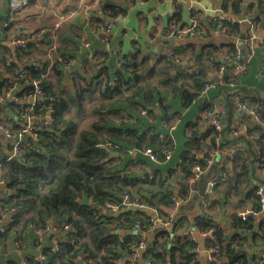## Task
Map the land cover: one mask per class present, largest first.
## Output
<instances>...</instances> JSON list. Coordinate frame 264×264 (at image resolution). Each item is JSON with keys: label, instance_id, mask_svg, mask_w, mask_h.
I'll use <instances>...</instances> for the list:
<instances>
[{"label": "trees", "instance_id": "trees-1", "mask_svg": "<svg viewBox=\"0 0 264 264\" xmlns=\"http://www.w3.org/2000/svg\"><path fill=\"white\" fill-rule=\"evenodd\" d=\"M222 5L224 11L234 16L245 15L246 20L241 22L217 18L210 23V28H206L208 32L219 29L221 33L229 35L230 40L241 33L242 23L248 27L246 37L251 32V25H254L255 30L261 27L264 0H223ZM122 12L125 11L114 10L110 16L115 17ZM103 22L104 20L98 25V30H101ZM51 35L53 37L50 36L48 47L53 48L56 45V33ZM30 46V42L14 46V53L10 52L12 57L5 56L11 71L7 78L0 81V97L15 92L20 86L21 90L15 92V95L23 98L34 92V81H37L44 96L34 106L33 113L46 116L50 112L51 124L36 129L37 139H31L29 144L22 145L21 156L9 159L8 155H0V176L13 191L7 200H1L3 214L6 213L9 218L8 226L0 231L1 244H5L14 231H25L31 225L36 227L41 240L49 232L44 235L39 231L54 221L59 231H64V225H70L68 234L57 246L43 249L42 254L46 257L44 261H38L34 256L28 259L29 264H78L79 261L86 264H120V258L127 259L125 264H131L130 256L141 241L147 244L143 258L150 260L152 264H205L198 256L197 249L200 245L190 230L192 223L185 224L183 216L176 218L169 228H157L151 240L147 236L154 223V209L161 215L168 214L177 206V198H184L180 193L188 191L179 188L177 196L174 182L188 183L196 176V166L204 170L210 167L207 160L212 157L205 159L199 156L210 146L212 155L226 151L232 165L230 172L221 170L216 173L220 174V178L214 187L215 192L225 195L241 192L242 200L251 205L246 219L241 215L243 211L233 215L234 231L252 229L258 220L252 242L255 246L258 242L264 246V209L262 195L258 193L262 185L252 187L257 170H264V104L259 100L251 103L244 100L245 93L236 75L225 73L221 80L216 81L215 88L222 85L237 88L235 97L242 95V102L258 113L260 120L253 116L256 121L248 126L244 134L238 133L232 125L223 126L218 131L212 124L202 133L196 124L193 134L187 137L180 162L173 173L174 180L160 166L173 159L177 150L176 140L161 138L160 132L167 133V129L152 121L145 123L141 129L131 127L129 122L142 111L147 117L154 115L151 107L157 101L154 97L156 94L153 96L148 91L151 87L148 78L154 71L138 74V62L133 58L125 63L119 59L122 64L117 70L105 72L103 67L100 68L102 61L98 57L96 62H101L99 70L96 76L88 79L83 71L73 69L75 60L61 52L58 45L55 56L52 55L54 58L51 57L54 61L49 58L47 61L38 60L39 65L35 64L37 61L33 58L25 61L23 55L28 54ZM232 47L230 52L236 61L239 47L233 43ZM173 48L181 57L178 47ZM244 51H248L246 47ZM13 55L19 62L25 61L28 64L18 67L12 59ZM99 55L102 59H108L110 52L102 51ZM158 60L165 61L169 66L176 64L168 56ZM249 63L247 71L241 74L248 72ZM198 69L197 75L184 74L182 71L183 74L176 75L172 80L163 79L162 84L165 91H179L185 107L196 101L204 109L205 115L214 109L210 108L208 99H198V95L211 78L203 69ZM48 70L53 71L57 85L48 77ZM67 70L75 74L72 78L75 81L74 91L62 87V79ZM80 80L85 83L81 84ZM141 80L146 81L147 85L141 84ZM151 90L155 92L153 87ZM135 96H141L142 100L134 101ZM159 103H162L161 100ZM27 107L28 104L20 102H12L10 105V109L17 115L27 113ZM128 108H135V111ZM205 117L209 119L206 115ZM84 118H90L88 127L81 126L80 120ZM116 118L122 122L117 123ZM162 119L167 124L166 128L174 126L168 112L164 113ZM8 125L13 135L18 136L22 126L14 117ZM147 130L150 131L149 134ZM148 148H152L157 154V162L151 160L146 153ZM168 149L172 150L170 158L165 155ZM232 149H235L233 155L229 154ZM110 151H117L119 155L111 156ZM138 167L144 170L139 171ZM223 171L226 172L225 177L221 176ZM124 191L138 197L146 208H123L119 213L105 214V205L108 202H118ZM85 195L103 210L82 204L80 201ZM203 205L206 207V203L202 202L201 206ZM4 217L0 215V225ZM138 225L141 233L134 234L132 231ZM194 226L200 235H206L205 248H220L218 260H210L206 264H224V257L227 259L226 264L249 263L247 255L238 251L237 243L244 240L240 233H228L206 213L195 218ZM186 230L188 234L185 233ZM17 244L21 246L20 241ZM252 260L253 264H264V249L255 254Z\"/></svg>", "mask_w": 264, "mask_h": 264}, {"label": "crops", "instance_id": "crops-1", "mask_svg": "<svg viewBox=\"0 0 264 264\" xmlns=\"http://www.w3.org/2000/svg\"><path fill=\"white\" fill-rule=\"evenodd\" d=\"M21 1L23 0H0V81L10 75L11 68L6 60L12 57L10 52L14 53L12 41L16 38H24L31 44L28 54L23 55L24 60L28 61L33 58L37 61L35 64L39 65L38 60L47 61L49 58L54 61L51 57L54 58L57 51H50L48 40L52 33H56V45L61 48L60 51L66 56H72L75 60L73 69L83 71L84 76L88 79L96 76L99 70L101 62H96L98 57L102 61L100 68L103 67L105 72L117 70L121 59L125 63L135 58L138 62V74L142 75L154 71L148 81L155 92H152L151 87L148 88V91L153 96L156 94L154 97L157 101H154L151 107L154 109V117H147V114L142 111L129 122L131 127L141 129L145 123L152 121L159 126H164L168 132L169 129L166 128L167 124L162 117L165 112L172 116L171 124L175 126L173 132L177 150L174 152L171 161L164 162L160 166L162 171L167 175L169 174L171 178H174L173 173L176 172V167L180 162L187 137L193 134L196 124L203 133L210 127L211 123L205 117L204 109L196 101L185 107L179 91H165L162 84L163 79L172 80L176 75L183 74L181 65L170 64L171 66H169L165 64V61L158 60L164 57L169 49L178 47V52L182 58L192 64L193 67L203 69L212 80L214 78L221 80L225 73L236 75L240 87L245 93L244 100L247 103L259 100L264 104V27H258L255 30L257 35L263 32V37L259 39V42H254L253 55L248 58L247 51H241L246 60L248 58L247 63L250 62L248 72L245 74L236 73L237 61H234L235 58L230 52L233 48L232 43L239 45L242 41L243 27L248 28L245 23H242L241 33L231 37L230 40L229 35L214 32H208L206 37L196 36L180 41H175L168 35L167 30L171 24L185 25L190 23L193 17L199 18L201 26L205 28H210V23L215 17H222L226 14L230 17L233 14L223 10V0H200L198 11L193 9V4L189 2L179 6L175 4L174 0H28L27 5L18 9L17 5ZM98 9L103 10V13L99 14ZM114 10L125 11L123 12L124 18L108 33L109 48H107V42L104 41L105 33L97 28L100 22L112 18L110 15ZM262 16V24L264 25V8ZM86 42L89 43L88 47L85 45ZM102 51H110V58L102 59V56L99 55ZM53 54L54 56H52ZM92 54L95 56L94 58L91 57ZM12 59L18 67L28 64L25 61L19 62L14 55ZM77 63L81 64L79 69L74 66ZM222 67H224V71H222ZM69 72L67 70L64 73L62 87L74 91L75 81L70 77ZM47 74L57 85L58 81L53 71L48 70ZM80 82L81 84L85 83L84 80H80ZM141 84L146 86L147 82L141 80ZM21 88L18 86L15 92L20 91ZM237 90L235 87L222 85L218 89L211 88L204 99H208L210 108L221 116L224 127L232 125L238 133L244 134L248 126L256 120L250 112L243 109L237 102L235 97ZM141 100V96L134 97L136 102ZM159 100L162 103H159ZM129 110L134 112L135 108ZM7 115V110L0 108V117L5 119ZM17 116L22 118L21 115ZM16 121L21 126L26 123V120L16 119ZM116 122L120 124L122 120L116 118ZM125 122L128 121L125 120ZM210 148L209 146V149H205L199 156L205 159L212 157L213 164L207 167L197 180L187 181L188 183L174 182L177 196L180 193L179 188L188 190L186 193L184 192L185 194L180 193L184 198H177L179 203L176 209V218L183 216L185 224L192 223L190 230L199 242L200 246L197 251L199 259L203 263L206 264L210 261V250L205 248L206 235H200L194 226L195 218L203 213L211 216L213 221L226 229L228 233H240V237L244 240L237 243L238 251L247 255L250 262L251 256L246 248L249 244V235L254 233L255 236L258 220L255 223L256 227L254 226L252 229L245 228L234 231L232 227L233 215L251 208V205L242 200L243 194L241 192L229 195L215 192L214 187L210 185V179L221 170L230 172L232 165L227 158L226 151L212 155ZM11 151L12 142L0 128V155H9ZM138 168L139 171L144 170L141 167ZM171 170L172 173H170ZM257 171V177L254 179L255 181L253 180L252 187L259 184L264 186V170L259 169ZM4 189L0 185V196ZM202 202L206 203L204 209L201 207ZM98 210H103V208ZM103 212L106 214L110 211L104 208ZM110 213L112 214V212ZM52 225H54V221ZM0 226L2 227L3 224ZM159 227L165 228L164 226H157L151 230L147 236L150 240L155 236V231ZM185 233L188 234L189 232L186 230ZM207 236L209 235L207 234ZM63 238L62 231L55 230L40 240L34 225L22 232L16 230L5 244L0 243V264H29L28 259L41 256L45 247L58 245V242ZM21 240L23 241L21 242ZM19 241L20 247L17 244ZM253 247L255 249L253 256L264 249L260 242ZM126 261L127 259H124L120 264H125ZM138 263L140 264L139 260ZM158 263L160 264V262ZM226 263L227 259L224 257V264ZM79 264L86 263L79 261Z\"/></svg>", "mask_w": 264, "mask_h": 264}, {"label": "built area", "instance_id": "built-area-1", "mask_svg": "<svg viewBox=\"0 0 264 264\" xmlns=\"http://www.w3.org/2000/svg\"><path fill=\"white\" fill-rule=\"evenodd\" d=\"M176 5H185V3L189 2L191 4H193L194 8L196 11H198L199 9V4H200V0H174ZM28 0H23L21 2H19V4L17 5L18 9H22L25 5H27ZM99 14H102L103 11L101 9L97 10ZM124 18V13H119L117 16L112 17L110 19H106L103 22V25L101 26V30L103 31V33H105V38L104 41L107 42V48L108 47V33H110L112 31V29L114 28V26L118 25L119 22L121 21V19ZM217 18H221V19H227V20H232V21H239L236 17L235 18H229V17H215V19ZM246 20V19H245ZM248 24H250V21H248ZM250 34L245 37V39H243L242 41H240L241 43H239L238 47H239V54H238V58L237 60H239L235 66L236 68V72L237 73H244L247 71V60L249 57H251L253 55V46H254V42L258 40V35L257 32L255 31L254 25L250 26ZM212 32L214 33H221V31L219 29H214L212 30ZM168 35L175 41H180V40H184L187 38H193L196 36H200V37H206L208 35V31L205 27H202L199 20L196 17L192 18V21L188 24L185 25H173L169 31H168ZM27 42L26 39L24 38H18L12 41L14 46H20V45H24ZM85 45L88 47L89 43L86 42ZM246 47L247 48V60H241L242 58H244V56L242 55L243 53L241 52L242 49ZM56 45L51 48L50 51L55 50ZM110 51H108L109 53ZM164 56H168L174 59L176 64H179L182 66V71L184 74H190V75H197L199 73V69L197 67H193L192 64H190L187 60L182 59L177 52L175 51L174 48L169 49ZM91 57H94V55L92 54ZM119 65L122 64L121 61H119L118 63ZM222 71H224V67H222ZM69 75L71 78L74 77V73L73 72H69ZM216 81L218 80H210L207 84H205V86L201 89L199 95H198V99H202L206 96V94L209 92V90L211 88H215L216 87ZM34 85H35V90L33 93L31 94H27L25 95L23 98H19L15 95V92H9L7 93L5 96L0 97V103L3 101H6L7 99H11V103L12 102H20L22 104H28L27 107V113L21 115L22 118H24V120H26V123L24 125H22V129L19 132L18 136H14L11 130V127L8 125V123L11 121V119H13V116L11 115H7L5 119L0 120V128L2 129V131L5 133V135L8 138H13L15 139L16 137H21L25 134H30V135H34L37 136V132L36 129H41V128H45L47 126H49L51 124V115L50 112L46 115V116H37L33 113V109L34 106L36 104L40 103V100L42 99V97L44 96V93L42 92V89L39 85V83L37 81H34ZM242 95H237L236 96V100L239 103V105L247 110L248 112H250L257 120H260V115L258 113H256L254 110H251L248 108V106L242 102ZM205 115L209 118L211 124L215 127L216 130L221 131L223 128V123L221 120V116L219 114H216L213 110L208 111L205 113ZM23 120V121H24ZM174 129L175 126H170L169 127V131L167 133H163L160 132L159 136L161 138H165L167 140L170 141H175V134H174ZM148 134L150 133L149 130L146 131ZM13 145V142H12ZM22 143L21 142H14V146L12 147V151L11 153L8 155V158L11 159L14 156H21L22 154ZM236 149V148H235ZM235 149H232L231 152L229 154L233 155ZM240 149H243V147H240ZM146 153L149 155V157L151 158V160L157 162L158 161V157L157 154L154 152V150L152 148H148L146 150ZM165 155L166 158H170L172 156V150L168 149L165 151ZM209 166H211L213 164V158H210L207 160ZM205 172V170L200 167V166H196L195 167V173L196 176L194 178H192V181L197 180V178H199V176H201L203 173ZM221 176L225 177L226 176V172L223 171L221 172ZM220 178V174H216L211 180H210V185L212 187H215L216 184L218 183V179ZM0 185L5 188L4 192L2 193V195L0 196V215L2 214L3 216H5L3 218V226H0V231L4 230L8 224H9V218L8 215L5 213L3 214V209L1 208V200H7L9 198V195L13 193V191L7 187V184L5 182V180L0 176ZM258 193L260 195H262L261 197V202H262V207L264 209V186H260L258 189ZM92 201V200H91ZM93 202V201H92ZM179 203V200L177 199V205ZM96 204V203H95ZM106 209L112 213H119L123 208H130V207H136V208H146V205L144 202H142L138 197H135L133 195H131L129 192L124 191L121 196H120V200L118 202H108L105 205ZM202 208H204V205L201 206ZM176 209L177 206H174L171 211L166 214V215H161L156 209H154V213H155V218H154V223L151 225V230L155 229L157 226H164L165 228H169L170 226H172L176 220ZM250 209H246L245 211H243L241 213V215L243 216L244 219L247 218V216L249 215ZM4 223H7L6 225H4ZM64 230H69L70 229V225H64ZM53 230H58L55 225H48L46 228L41 229L39 232L40 233H48L51 232ZM134 234H140L139 232H141V227L140 225L137 226L135 231H132ZM210 234H212V232H210ZM57 246V245H56ZM147 247V244L144 241L140 242V245L138 248H136L134 250V252L132 253V255L130 256L131 259V264H136V262H138L140 256L142 255L143 252H145V249ZM210 256L209 259L211 261H217L218 257H219V252H220V248L219 246H215L214 248H212L210 251ZM45 255H41L38 256L36 259L38 261H44L45 260ZM122 258H120L119 260L122 262L123 260H121ZM145 264H152V262L150 260H145Z\"/></svg>", "mask_w": 264, "mask_h": 264}, {"label": "water", "instance_id": "water-1", "mask_svg": "<svg viewBox=\"0 0 264 264\" xmlns=\"http://www.w3.org/2000/svg\"><path fill=\"white\" fill-rule=\"evenodd\" d=\"M223 17H229V16H227V14L226 15H224ZM237 18L239 21H241V22H244L245 21V19H246V16L245 15H239V16H234V15H231L229 18ZM264 27V25L262 24L261 25V28H263ZM246 33H247V28L246 27H243V30H242V35H241V39L243 40V39H245V37H246ZM263 37V32H260L259 34H258V40H257V42H259V39L260 38H262ZM241 43V42H240ZM242 52H244V48L242 49ZM241 60H246V57L244 56V58H242ZM237 62L239 61V60H236ZM74 66L75 67H77L78 69L81 67V64L80 63H77V64H74ZM237 73V72H236ZM218 78H214V80H217ZM10 104H11V99H7L6 101H3V102H1L0 103V108H5L6 110H7V112H8V114L9 115H11V116H13L14 118H16V119H20V120H24V118H20L19 116H17L11 109H10ZM37 137L38 136H32V135H30V134H25V135H23V136H21V137H16L15 139H13V138H8L9 140H11V142H13V145H12V147L14 146V142H21L22 144H24V145H27V144H29V142H30V140L33 138V139H37ZM110 154H111V156H115V155H118V152L117 151H110ZM82 204H84V205H89V206H91L92 208H95V209H99V207L97 206V204H95L94 202H92L91 201V199L88 197V196H83L82 197V199H81V201H80ZM7 223H4V225H6ZM53 231H55V230H53ZM53 231H51V232H53ZM139 233H141V232H139ZM68 234V230H64V231H62V236H66ZM253 236H254V233H251L250 235H249V244H248V246H247V248H246V250L248 251V253L250 254V256H251V259H250V262H249V264H253V262H252V257H253V254H254V252H255V249H254V247H253ZM144 253V252H143ZM143 253H142V255L140 256V259H139V262H140V264H145V260H144V258H143Z\"/></svg>", "mask_w": 264, "mask_h": 264}, {"label": "rangeland", "instance_id": "rangeland-1", "mask_svg": "<svg viewBox=\"0 0 264 264\" xmlns=\"http://www.w3.org/2000/svg\"><path fill=\"white\" fill-rule=\"evenodd\" d=\"M90 118H84L80 120L81 126L88 127L90 125Z\"/></svg>", "mask_w": 264, "mask_h": 264}, {"label": "flooded vegetation", "instance_id": "flooded-vegetation-1", "mask_svg": "<svg viewBox=\"0 0 264 264\" xmlns=\"http://www.w3.org/2000/svg\"><path fill=\"white\" fill-rule=\"evenodd\" d=\"M79 264V263H78Z\"/></svg>", "mask_w": 264, "mask_h": 264}]
</instances>
